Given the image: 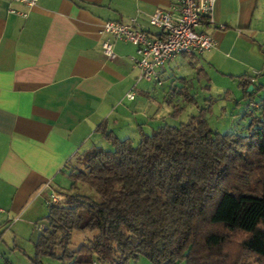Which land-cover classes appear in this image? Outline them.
Listing matches in <instances>:
<instances>
[{"label": "crops", "instance_id": "crops-1", "mask_svg": "<svg viewBox=\"0 0 264 264\" xmlns=\"http://www.w3.org/2000/svg\"><path fill=\"white\" fill-rule=\"evenodd\" d=\"M178 1L39 0L29 9L0 0V232L6 221L32 222L49 211L52 193L71 192L66 172L105 139L101 126L120 138L140 139L151 132L147 127L165 124L149 115L140 122L145 115L137 94L156 82L140 79L133 43L116 40V57L105 55L110 36L103 28L108 20L136 18L140 27L156 31L150 16ZM211 17L205 30L216 45L191 55L198 58L193 68L210 80L216 74L263 75L264 0H217ZM186 55L165 63L161 80Z\"/></svg>", "mask_w": 264, "mask_h": 264}, {"label": "trees", "instance_id": "trees-1", "mask_svg": "<svg viewBox=\"0 0 264 264\" xmlns=\"http://www.w3.org/2000/svg\"><path fill=\"white\" fill-rule=\"evenodd\" d=\"M256 77L240 76L245 96L262 88ZM257 103L247 134L212 133L204 110L137 143L101 126L113 148L91 147L66 172L71 192L48 206L32 264L59 248L69 264H264V99ZM79 182L101 200L73 193ZM74 230L97 234L71 251Z\"/></svg>", "mask_w": 264, "mask_h": 264}, {"label": "rangeland", "instance_id": "rangeland-1", "mask_svg": "<svg viewBox=\"0 0 264 264\" xmlns=\"http://www.w3.org/2000/svg\"><path fill=\"white\" fill-rule=\"evenodd\" d=\"M180 60L182 63L175 64L173 70L163 76L161 82L149 83L151 85L149 92H138L137 100L142 102V111L145 115V117L139 116L140 122L141 118L146 119L149 115L148 118L155 116L156 119L163 120L162 122L179 125L204 110V116L212 133H249L253 116L260 112L253 106V103L264 99V86L261 89L258 87L261 83L264 84V74L257 76L256 92L252 96H245L244 90L240 87V77H225L216 74L213 80H210L200 69H195L191 65L198 60L197 57L186 55L180 57ZM183 91L189 92L194 99L187 100ZM176 109H180L179 114H174ZM146 131L152 130L147 127ZM133 137L132 139L137 143L139 138ZM96 145L107 149L113 148L104 138L96 142ZM72 192L101 200L100 194L84 182H79ZM47 213L48 210H45V214L32 222L20 218L19 221H6L2 224L0 264H5V259L10 261L8 264H32L36 253L35 241L47 225V221L43 219ZM96 234L95 231L74 230L69 249L77 250L82 244L90 243ZM61 251L62 249L59 248L56 256L43 257V263L69 264L68 260L59 257ZM132 264L151 263L147 258L141 257Z\"/></svg>", "mask_w": 264, "mask_h": 264}, {"label": "built area", "instance_id": "built-area-1", "mask_svg": "<svg viewBox=\"0 0 264 264\" xmlns=\"http://www.w3.org/2000/svg\"><path fill=\"white\" fill-rule=\"evenodd\" d=\"M22 4L29 9L35 7L39 0H10ZM217 0H179L170 9H157L150 16V24L156 31L142 28L137 19L131 22L108 20L104 23L103 32L110 38L103 43L105 55L116 57L114 41L123 40L137 47L135 64L140 69V79L150 82H161V67L179 55H202L212 50L216 41L205 30V24L212 20L211 14ZM15 11V10H14ZM27 16L25 12H18ZM224 27V26H222ZM126 98H135L134 88L126 94ZM259 103H253L255 108ZM62 195L52 193L46 201L48 206L57 204ZM8 264V263H5Z\"/></svg>", "mask_w": 264, "mask_h": 264}, {"label": "water", "instance_id": "water-1", "mask_svg": "<svg viewBox=\"0 0 264 264\" xmlns=\"http://www.w3.org/2000/svg\"><path fill=\"white\" fill-rule=\"evenodd\" d=\"M254 88L253 85H250V87L248 88V91L252 90Z\"/></svg>", "mask_w": 264, "mask_h": 264}]
</instances>
